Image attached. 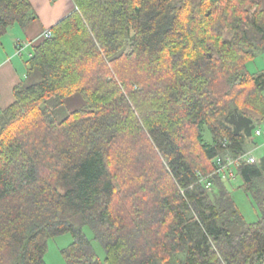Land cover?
I'll list each match as a JSON object with an SVG mask.
<instances>
[{
    "label": "trees",
    "instance_id": "trees-1",
    "mask_svg": "<svg viewBox=\"0 0 264 264\" xmlns=\"http://www.w3.org/2000/svg\"><path fill=\"white\" fill-rule=\"evenodd\" d=\"M72 1L0 112V264H46L66 232L67 264H264L258 163L236 167L255 222L226 181H198L220 153L247 151L235 109L264 118V72L247 68L264 50V0ZM36 17L29 0H0V36Z\"/></svg>",
    "mask_w": 264,
    "mask_h": 264
},
{
    "label": "crops",
    "instance_id": "crops-1",
    "mask_svg": "<svg viewBox=\"0 0 264 264\" xmlns=\"http://www.w3.org/2000/svg\"><path fill=\"white\" fill-rule=\"evenodd\" d=\"M29 1L36 19L24 28L14 25L0 36V112L13 101V87L25 77V60L34 40L74 7L72 0Z\"/></svg>",
    "mask_w": 264,
    "mask_h": 264
},
{
    "label": "rangeland",
    "instance_id": "rangeland-1",
    "mask_svg": "<svg viewBox=\"0 0 264 264\" xmlns=\"http://www.w3.org/2000/svg\"><path fill=\"white\" fill-rule=\"evenodd\" d=\"M247 68L250 72L254 73L264 72V50H258L256 52V56L254 57V59L247 62ZM82 104L83 100L81 96L78 93L73 94L65 100L63 105L58 107V109L56 110V116L58 118H63L70 110L80 107ZM255 124V127L260 130L261 134H253V139L246 143V148L249 155H252L256 159H258L264 154V118L260 119ZM210 137L211 136L209 131L205 130V138L209 140ZM257 182L259 183V186L264 189V172ZM226 186L231 191L235 204L237 205L244 219L250 223L257 221L260 215L259 209L251 194H249L243 188L241 177L236 174L233 180L226 183ZM83 229L87 233V235L92 238L90 227L88 225H84ZM71 241L72 235L70 232H66L49 238L47 250L44 255L46 264H67L61 254V249L68 246ZM92 241L100 259L103 260V249L101 248L99 243H97L93 239Z\"/></svg>",
    "mask_w": 264,
    "mask_h": 264
},
{
    "label": "built area",
    "instance_id": "built-area-1",
    "mask_svg": "<svg viewBox=\"0 0 264 264\" xmlns=\"http://www.w3.org/2000/svg\"><path fill=\"white\" fill-rule=\"evenodd\" d=\"M51 35V30L46 29L41 33V37H49ZM254 132V135L261 134L259 129L252 130ZM226 140H224L223 145L226 146ZM258 159H256L254 156L249 155V153L246 151L239 155H233L228 150L220 153L214 158V167L213 169L206 173H198V181H200L203 186L206 189H211L214 184V178L219 177L222 180L228 182L234 179L236 176V167L242 163H257Z\"/></svg>",
    "mask_w": 264,
    "mask_h": 264
},
{
    "label": "water",
    "instance_id": "water-1",
    "mask_svg": "<svg viewBox=\"0 0 264 264\" xmlns=\"http://www.w3.org/2000/svg\"><path fill=\"white\" fill-rule=\"evenodd\" d=\"M226 121L232 125L234 133L242 132L247 137L252 136V130L256 126V122L252 118L239 113L236 109L226 118ZM257 163L260 169L264 171V154L258 158Z\"/></svg>",
    "mask_w": 264,
    "mask_h": 264
}]
</instances>
